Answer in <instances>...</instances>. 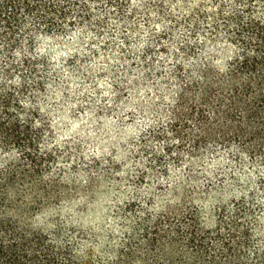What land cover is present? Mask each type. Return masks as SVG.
Segmentation results:
<instances>
[{
    "label": "trees",
    "instance_id": "obj_1",
    "mask_svg": "<svg viewBox=\"0 0 264 264\" xmlns=\"http://www.w3.org/2000/svg\"><path fill=\"white\" fill-rule=\"evenodd\" d=\"M94 5L108 6L105 18L96 17ZM139 6L149 19L156 10L160 20L186 28L178 48L184 56L208 48L230 49L234 55L224 73L204 58L197 57L194 75L177 62L172 124L156 136L174 141L167 142L166 155L197 156L209 140L237 132L241 120L246 124L242 136L255 132V147H264V0H0V151L19 156L0 164V264H264V244L247 220L244 200L231 209L221 207L215 225L206 226L197 206L170 202L167 192L160 194L163 202L156 209L151 198H137L116 211L126 232L114 242L64 221L50 233L30 224L44 204L65 193L43 180L51 156L40 148L44 127L38 126L34 94L46 83L49 62L39 42L74 27L100 29L111 18L136 29ZM172 26L158 31L159 40L171 39ZM232 113L241 119L222 121ZM190 124L198 133L188 132L189 141H183L179 132ZM173 132L177 136L168 138ZM158 171L151 166V172ZM146 173L139 172L137 184ZM94 177L85 188L90 195L102 176Z\"/></svg>",
    "mask_w": 264,
    "mask_h": 264
},
{
    "label": "rangeland",
    "instance_id": "obj_2",
    "mask_svg": "<svg viewBox=\"0 0 264 264\" xmlns=\"http://www.w3.org/2000/svg\"><path fill=\"white\" fill-rule=\"evenodd\" d=\"M93 8L96 17L105 18L108 6ZM151 11L150 19L143 11L137 13L136 29L111 18L100 29L74 27L64 36L40 40L39 50L49 62L46 83L34 94L38 126L44 127L40 148L51 156L43 180L65 193L44 204L30 224L50 233L64 221L114 242L126 232L118 224L119 207L151 198L156 209L163 202L159 204L160 194L167 192L170 202L186 200L197 206L206 226L215 225L221 207L231 209L244 200L250 210L247 220L258 231L259 244H264V147H255V132L242 136L244 120L237 132L209 140L193 157L187 153L176 160L166 155L167 142L174 141L156 137L172 124L177 62L194 75L197 57L204 58L224 73L234 55L230 49L208 48L198 56H184L178 48L186 28L172 26ZM171 26V39L159 40L158 33ZM161 44L167 49L163 51ZM233 118L238 121L241 115L232 113L222 121ZM184 128L179 132L183 141H189L188 132L198 133L192 124ZM261 128L264 131V116ZM173 134L168 138L174 139ZM18 157L17 151H0V164ZM151 166L159 171L151 172ZM141 171L146 177L137 184ZM97 175L102 177L90 195L85 188Z\"/></svg>",
    "mask_w": 264,
    "mask_h": 264
}]
</instances>
